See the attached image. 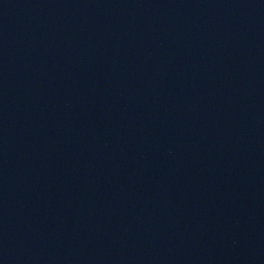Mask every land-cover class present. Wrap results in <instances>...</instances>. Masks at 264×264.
Wrapping results in <instances>:
<instances>
[{
	"label": "water",
	"instance_id": "1",
	"mask_svg": "<svg viewBox=\"0 0 264 264\" xmlns=\"http://www.w3.org/2000/svg\"><path fill=\"white\" fill-rule=\"evenodd\" d=\"M0 264H264V0H0Z\"/></svg>",
	"mask_w": 264,
	"mask_h": 264
}]
</instances>
